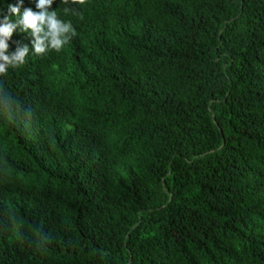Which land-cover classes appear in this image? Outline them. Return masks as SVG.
I'll list each match as a JSON object with an SVG mask.
<instances>
[{"label": "trees", "instance_id": "trees-1", "mask_svg": "<svg viewBox=\"0 0 264 264\" xmlns=\"http://www.w3.org/2000/svg\"><path fill=\"white\" fill-rule=\"evenodd\" d=\"M64 7L0 77V264H264V0Z\"/></svg>", "mask_w": 264, "mask_h": 264}, {"label": "clouds", "instance_id": "clouds-1", "mask_svg": "<svg viewBox=\"0 0 264 264\" xmlns=\"http://www.w3.org/2000/svg\"><path fill=\"white\" fill-rule=\"evenodd\" d=\"M54 0H38L36 4L39 11L31 8H23V0H19L18 5H9V13L15 15L16 19L4 17L0 20V77L5 76L10 68H19L25 64L29 56V48L19 46L14 52H10L9 41L13 34L19 29L32 37V48L34 55H45L49 51H61L76 35V30L71 21H64L59 18L57 11H49ZM86 0H62L65 5L64 13L75 12L69 5L84 6ZM80 18L83 19V15ZM16 106L14 110L13 106ZM19 105L11 92L0 85V114L6 115L9 119H14ZM23 115L31 118L30 110H24Z\"/></svg>", "mask_w": 264, "mask_h": 264}]
</instances>
